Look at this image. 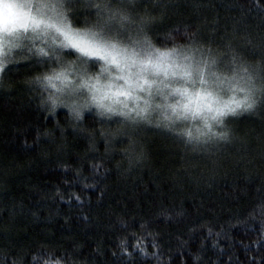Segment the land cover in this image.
Wrapping results in <instances>:
<instances>
[{"label": "trees", "instance_id": "trees-1", "mask_svg": "<svg viewBox=\"0 0 264 264\" xmlns=\"http://www.w3.org/2000/svg\"><path fill=\"white\" fill-rule=\"evenodd\" d=\"M116 2L155 17L140 37L155 47L210 46L223 76L228 44L252 66L264 57V0ZM95 20L72 13L75 26ZM18 60L0 78V264H264V105L229 117L227 140L194 147L178 133L197 124L52 109L35 77L61 65Z\"/></svg>", "mask_w": 264, "mask_h": 264}, {"label": "snow or ice", "instance_id": "snow-or-ice-1", "mask_svg": "<svg viewBox=\"0 0 264 264\" xmlns=\"http://www.w3.org/2000/svg\"><path fill=\"white\" fill-rule=\"evenodd\" d=\"M77 7L89 16L95 15V22L75 26L72 13ZM154 19L148 12L133 18L116 0H0V73L20 63L18 56L25 62L33 55L55 59L61 65L59 70L53 68L35 77L37 83L54 90L47 98L52 109L63 103L57 93L67 91L72 95L85 89L100 115H119L132 122L148 119L149 102L145 100L141 107L140 93L152 96L153 87L161 94L168 88L170 94L181 99L167 105L171 115L164 116L166 127L178 121H198L194 128L186 127L178 133L194 147L227 140L229 133L224 129L229 117L254 113L264 105V57L252 66L228 44L233 74L223 76L216 70L219 57L210 46L161 49L146 35L141 39L145 26ZM131 25L136 26V38L129 36V46L119 37ZM37 42L43 46L37 47ZM64 50L77 54L78 67L76 61L63 65ZM94 59L103 61L104 66L99 74L88 75V62ZM69 68L83 73L78 81L71 79ZM105 73L107 79L102 82ZM175 80L181 82L179 87L172 86ZM87 106L86 101L82 107ZM79 107L72 106L77 118ZM44 264L64 262L49 259Z\"/></svg>", "mask_w": 264, "mask_h": 264}, {"label": "rangeland", "instance_id": "rangeland-1", "mask_svg": "<svg viewBox=\"0 0 264 264\" xmlns=\"http://www.w3.org/2000/svg\"><path fill=\"white\" fill-rule=\"evenodd\" d=\"M39 46H43V45H40L39 42H37V47H39ZM64 51H66V50H64ZM16 59L18 60L19 56L16 57ZM96 61L100 62V65L97 68L98 72L100 73L101 68L104 66L103 65V61H99V60H96ZM79 63L80 62H78V64ZM69 71L71 72V79L73 81H78L79 80V76L82 75L81 74L82 72H72L71 69ZM112 73H113V75L116 74L115 69H112ZM0 78H1V73H0ZM101 79H102V82H104V80L107 79V73H105L104 76H102ZM118 83H119V81H118ZM180 84H181V82L179 80H175V81L172 82V86L173 87H179ZM50 91L53 92L54 90L50 89ZM152 91H153V95L152 96H149L146 92L145 93H140L142 99L139 101V104H140L141 107H143L144 106V101L148 100V102H149L148 115L156 114L163 121H165L164 120V116L165 115H171V110L167 107V105L175 104L181 98L179 96H177V95L170 94V89H168V88H164L163 89V94L157 92L155 87H153ZM57 95H59L61 97L63 103L65 105H68L67 107H69L71 110H72V106H77V104L85 105V103L87 101L88 102V106L87 107H81V108L79 107V110L80 111L83 110V112L91 110V111H96L97 113L100 114V110L97 109L94 104H91V102H90V94L85 89H82L79 93L72 94V95H69L67 91L64 92V93H57ZM103 116H107L110 119L121 118V119H124V120H128V119H126V118H124L122 116L114 115V114H111V115L110 114H105ZM140 120H142V119H138L137 121H140ZM165 122L168 123L167 121H165ZM186 123H188V124H198L199 122L198 121H192V120H186V121H178L175 125H177V124H186Z\"/></svg>", "mask_w": 264, "mask_h": 264}]
</instances>
